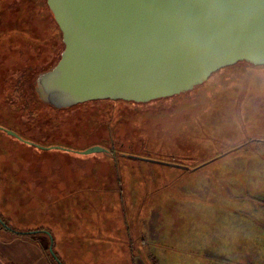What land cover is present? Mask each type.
I'll list each match as a JSON object with an SVG mask.
<instances>
[{
	"label": "rangeland",
	"instance_id": "1",
	"mask_svg": "<svg viewBox=\"0 0 264 264\" xmlns=\"http://www.w3.org/2000/svg\"><path fill=\"white\" fill-rule=\"evenodd\" d=\"M60 49L45 0H0V122L23 97L20 77L34 80ZM111 108L110 157L101 145L79 153L82 131L108 137L91 123L109 108L94 102L60 114L76 133L77 145H56L66 150L1 134L0 215L15 234L0 228V261L54 264L51 246L59 264H264V66L225 67L190 94ZM37 227L46 234L28 233Z\"/></svg>",
	"mask_w": 264,
	"mask_h": 264
},
{
	"label": "water",
	"instance_id": "2",
	"mask_svg": "<svg viewBox=\"0 0 264 264\" xmlns=\"http://www.w3.org/2000/svg\"><path fill=\"white\" fill-rule=\"evenodd\" d=\"M46 3L61 32L63 49L55 66L38 77L36 89L54 109L98 100L142 103L170 98L238 62L264 65V0ZM4 131L41 150H66ZM99 152L107 149L93 145L79 153ZM131 158L187 169L166 161ZM49 251L54 256L51 246Z\"/></svg>",
	"mask_w": 264,
	"mask_h": 264
},
{
	"label": "trees",
	"instance_id": "3",
	"mask_svg": "<svg viewBox=\"0 0 264 264\" xmlns=\"http://www.w3.org/2000/svg\"><path fill=\"white\" fill-rule=\"evenodd\" d=\"M45 4H46V7H47V9L49 11V17L53 21V23L55 24L57 33H59L60 41H61V49H60L58 55L55 57L53 63L49 67H47L43 72H41L40 74H38L35 77L34 80L31 79V81H29L28 79H26V75L24 77H20L19 84L17 85L18 86V89L16 88L15 89V92L18 90L17 92L19 93V87L21 86L22 89H23L22 90L23 97L21 95V98H20L19 101H17V100L14 101L12 103V105H9L8 108L6 109L7 112L10 114V117L12 116V118H13L12 121L10 120L8 122H0V124L1 123L4 124L5 125L4 127L7 126L6 128H8L10 130H13L15 133H17L18 135L22 136L24 139H27L29 141H33V142L39 143L41 145H44V146L62 145L64 147H69L71 145H77V143H76L77 139L76 138H73L71 140V142H70V137L75 136L76 133H74L73 131H70L69 130L70 128H68V127L66 128L65 126H68V125L67 124L65 125L63 123L62 119L59 118V116H60V114H67L70 111L71 112H73V111L75 112L81 106L88 107L90 102L79 103L77 105H73L70 108L58 110V109H54L53 107H51L50 105H48L47 103H45L40 98V96H39V94L37 92V89H36V86H37L36 85V81H37L38 77L41 74L45 73L46 71L50 70L51 68H53L55 66V64H56V62H57V60H58V58L60 56V53H61V51L63 49V43H62V40H61V32H60L57 24L54 21L53 15H52L50 9L48 8V5L46 3V0H45ZM237 66L255 68V67H261V66H264V65L255 66V65H252V64H250L248 62L241 61V62H238L235 65L229 66V67H232L233 68V67H237ZM210 77H209V79H210ZM203 84L197 85V86L193 87L192 89H190L188 91H185L182 94L177 95V96H173V97L165 98V99H158V100L149 101V102H142V103H138V104L145 105V104H157V103L160 104V103H164L167 100H173V99H176V98H178L180 96L190 94L191 92H193V90L197 89L198 87L202 86ZM1 98H0V101H1ZM118 101H120V100H118ZM91 102H94V103L100 104V105L103 104L105 106H108V108H109V109H107V113H108L109 116H107L105 118L106 121L96 122L95 120H93V122L91 123L93 127H95V126L100 127V125L107 126V129H108V137L106 139H104V140H101V139L99 140L98 138H96L95 136H93L90 132L82 131V133H80L78 135V137H79V141H81L83 143V145L82 146L77 145V146L78 147H82L81 149H84V148H87V147L93 146V145H101V146H103V147H105V148L108 149V152L105 153L107 155H105V156L110 157V154L113 153L112 150L115 148V140H114V137L112 136V133H111L112 130L110 128L111 122H112V119L114 118L115 112L111 108V106L116 101H111V100H98V101H91ZM133 103H135V102H133ZM38 107H45V108H47V110H49L51 112H54L55 114H54V116L53 115L48 116L47 113L44 114L41 111L38 112V109H37ZM34 113L38 114L39 116H42V118H41L42 120L40 119L41 120L40 121L41 123L35 122L33 124H30L27 121L25 122V119H24V121H21L20 120V115L21 114L22 115H32ZM2 133L5 134L6 137L11 138L12 140L16 139V138H14V137H12L10 135H7L3 130H0V138H4V135L3 136L1 135ZM16 140H18V139H16ZM63 141H65L66 143H64ZM249 142H251V141H249ZM259 142H264V141H259ZM246 144H248V141L245 142L243 145H241V147L244 146V145H246ZM23 145L26 146L27 144L23 143ZM129 146L130 145H127V148ZM238 149H235V150H238ZM167 157L169 158V159H167V161L173 162V158L174 157H169V156H167ZM210 159L211 158H209V159H207L205 161H202L200 163H197V165L193 166V168L194 167L195 168L201 167V165H204V163L205 162L207 163V161H210ZM143 162H145V161H143ZM0 228L1 229H6L9 232H13L11 229H14V228H12L10 226L9 223H7L6 220H4L2 218L1 215H0ZM33 230H35L36 232L29 233L30 235L37 236V235H40V234H44V235L46 234L45 232H43L45 230V228H43V227H37V228H33V229H27L28 232H31ZM48 254L50 255V258H51V260H52V262L54 264H59L58 261H61V260H60V258L58 256V253L57 252H55V255L54 256L51 255L50 251L48 252ZM132 256L134 257L133 254H132ZM133 257H132V261H134V258Z\"/></svg>",
	"mask_w": 264,
	"mask_h": 264
},
{
	"label": "crops",
	"instance_id": "4",
	"mask_svg": "<svg viewBox=\"0 0 264 264\" xmlns=\"http://www.w3.org/2000/svg\"><path fill=\"white\" fill-rule=\"evenodd\" d=\"M38 262H41V261H29V263L27 264H38ZM0 264H20V263L19 261H0Z\"/></svg>",
	"mask_w": 264,
	"mask_h": 264
}]
</instances>
